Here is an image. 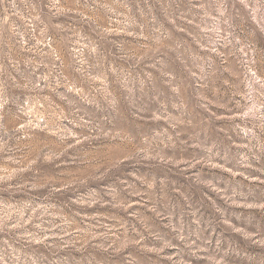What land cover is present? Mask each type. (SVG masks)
I'll return each mask as SVG.
<instances>
[{
	"label": "rangeland",
	"instance_id": "obj_1",
	"mask_svg": "<svg viewBox=\"0 0 264 264\" xmlns=\"http://www.w3.org/2000/svg\"><path fill=\"white\" fill-rule=\"evenodd\" d=\"M0 264H264V0H0Z\"/></svg>",
	"mask_w": 264,
	"mask_h": 264
}]
</instances>
